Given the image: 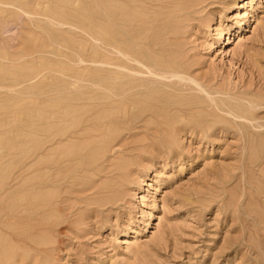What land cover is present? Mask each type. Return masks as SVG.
<instances>
[{
	"label": "rangeland",
	"instance_id": "374dc122",
	"mask_svg": "<svg viewBox=\"0 0 264 264\" xmlns=\"http://www.w3.org/2000/svg\"><path fill=\"white\" fill-rule=\"evenodd\" d=\"M146 1L0 0V264H264V0Z\"/></svg>",
	"mask_w": 264,
	"mask_h": 264
},
{
	"label": "bare ground",
	"instance_id": "6f19581e",
	"mask_svg": "<svg viewBox=\"0 0 264 264\" xmlns=\"http://www.w3.org/2000/svg\"><path fill=\"white\" fill-rule=\"evenodd\" d=\"M198 1V0H197ZM196 1V2H197ZM200 1V0H199ZM203 1V0H202ZM204 2H207L206 0H204ZM145 3H147L150 7H152V6H160V7H162L163 8V10L165 9L166 11H167V13H169L168 14V18L166 19L167 21L168 20H170L171 19V17H173V16H179V15H181L183 12H185V11H188L189 9H191V6H193L192 4H193V1L192 0H148V1H146ZM194 5H196V3L194 4ZM197 5H198V3H197ZM199 5H200V3H199ZM194 7V6H193ZM193 9V8H192ZM167 17V16H166ZM176 20V19H175ZM174 20V21H175ZM113 48V47H112ZM126 50L128 51V52H131V48H129V46H126ZM127 52V53H128ZM122 53V52H121ZM126 53V52H125ZM133 54H134V56L136 57V58H139L140 60L142 59V60H144V59H147L146 58V55H144L143 53H141V52H132ZM128 55V54H127ZM152 57H153V55H152ZM168 57V56H167ZM169 59V58H168ZM178 58H176V60H177ZM137 60V59H136ZM149 60V59H148ZM137 61H139V60H137ZM170 61V60H169ZM139 62H141V61H139ZM159 62H161L160 64L162 65V66H164V68H165V65L167 66V67H169L170 66V64L169 63H165V62H162V61H159ZM174 63V62H173ZM151 64V63H150ZM152 65V64H151ZM166 67V68H167ZM174 68V67H173ZM155 70H157V69H155ZM168 70V69H167ZM177 70V69H176ZM164 71V70H163ZM167 73V72H166ZM170 73V72H169Z\"/></svg>",
	"mask_w": 264,
	"mask_h": 264
}]
</instances>
